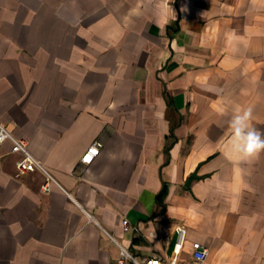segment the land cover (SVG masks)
Here are the masks:
<instances>
[{
  "label": "crops",
  "instance_id": "crops-1",
  "mask_svg": "<svg viewBox=\"0 0 264 264\" xmlns=\"http://www.w3.org/2000/svg\"><path fill=\"white\" fill-rule=\"evenodd\" d=\"M248 107L264 134V0H0V123L56 181L0 144V264H187L193 242L264 264V152L230 145Z\"/></svg>",
  "mask_w": 264,
  "mask_h": 264
},
{
  "label": "built area",
  "instance_id": "built-area-1",
  "mask_svg": "<svg viewBox=\"0 0 264 264\" xmlns=\"http://www.w3.org/2000/svg\"><path fill=\"white\" fill-rule=\"evenodd\" d=\"M9 141L11 143V151L21 155V159L16 163V170L19 175L28 172L39 171L45 176V182L42 185V190L48 192L51 189L52 184H56V181L49 173L47 168L42 162L36 159L28 149V143L24 139L15 137L4 125L0 123V144ZM101 147V143L95 141L81 157V162L90 164L93 158L98 154ZM124 230L129 229V223L127 220L123 221ZM178 234V240L175 245V253L178 255L185 242L186 229L183 226L176 228ZM192 254L191 260L187 264H203L208 256V248L200 242H193L191 244ZM125 260H130L133 264H161V259L158 256H151L139 260L129 253L127 248L120 245V258L118 264H124ZM176 259H173L170 264H175Z\"/></svg>",
  "mask_w": 264,
  "mask_h": 264
},
{
  "label": "clouds",
  "instance_id": "clouds-1",
  "mask_svg": "<svg viewBox=\"0 0 264 264\" xmlns=\"http://www.w3.org/2000/svg\"><path fill=\"white\" fill-rule=\"evenodd\" d=\"M253 117L251 107L238 110L230 121L232 149L242 160L251 161L258 158L264 152V134L250 126ZM78 236H74L66 241V246L73 243Z\"/></svg>",
  "mask_w": 264,
  "mask_h": 264
},
{
  "label": "trees",
  "instance_id": "trees-1",
  "mask_svg": "<svg viewBox=\"0 0 264 264\" xmlns=\"http://www.w3.org/2000/svg\"><path fill=\"white\" fill-rule=\"evenodd\" d=\"M161 197V196H160Z\"/></svg>",
  "mask_w": 264,
  "mask_h": 264
}]
</instances>
